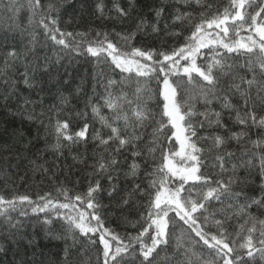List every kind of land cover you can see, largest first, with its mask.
Returning a JSON list of instances; mask_svg holds the SVG:
<instances>
[{
    "label": "snow or ice",
    "instance_id": "snow-or-ice-1",
    "mask_svg": "<svg viewBox=\"0 0 264 264\" xmlns=\"http://www.w3.org/2000/svg\"><path fill=\"white\" fill-rule=\"evenodd\" d=\"M134 3L135 0H129V7L126 9L121 6L119 0H114L111 11L115 12L117 18L126 19ZM192 3L201 6V0H176L177 5L184 7H189ZM5 7L11 14L19 11L16 5ZM27 8L30 13L29 26L33 30L26 33L27 43L20 49L13 45L3 53L0 78L3 79L6 89H14L6 72L18 63L23 64L25 68L23 83L30 89L39 87V92L36 100L23 98V103L17 104V110L21 113L27 112L28 119H38L43 115L42 112L36 113V108L43 105V97L39 94L45 92L46 88L43 82L37 80L34 68L43 67L44 74L48 75L50 80L55 79L51 75L50 68L53 63H59L60 57L52 61L48 56L41 58L37 55L38 41L35 26L41 27L45 35L56 45L78 54L82 43L77 41L76 37L83 38L85 34L74 35L71 32H62L58 26L60 12L53 4L43 6L41 0H27ZM96 8L101 15L104 14L102 4L98 3ZM251 8L256 9L254 13L248 11ZM154 11L157 22L152 24L151 28L153 32H158V23L165 9L161 7ZM199 15L201 19L199 23L194 24V30L186 38V42L179 48L172 49L171 52L134 47L132 42L135 39V33H116L127 50H122L117 43H113L107 32H97L96 36L102 38L87 43L86 52L95 58L97 66L106 64L110 60L111 64L122 73L131 74L135 71L137 77L151 78L152 74L157 72L163 74V86L160 91L163 97V108L159 119L143 99L145 91L139 81L132 97L129 98L126 92L114 91L118 86L117 82L111 78H105L103 71L95 72L93 75V79L104 88V95L101 98L103 106L111 112V116L105 118L100 115V107L92 105V112L100 117L103 126L110 130L106 138L99 133L93 136L94 140L99 141V146L103 147L104 152L108 153L107 157L102 155L96 161V172L106 174L110 183L118 180V176L112 175L118 171L117 165L120 161L117 157L130 152L133 159L128 165L125 177H131L134 181L138 180L141 166L137 163V158L144 160L145 163L149 162L145 158V150L139 146V143L143 139L144 130L153 123L156 127L151 133L149 145H146L147 157L155 161L156 152L161 153L160 162L156 163L151 171L145 170V178H149L146 189L141 187V183H134L131 191L122 196L118 184L113 183L109 191L110 197L113 193L119 197L117 207L127 205L138 193H147L151 197L144 217L146 226H142L136 236L129 235L127 243L106 228L98 214L101 207L98 201L101 190L99 180L90 184L83 197L80 195L75 197V200L86 203L87 208L92 211L90 213L78 211L75 216L67 215L65 217L67 233L74 234L78 230L86 237L90 233H99V243L103 245V264H173L174 261L175 264H218L217 257L223 260V264H234L230 254L235 249L229 246L224 228L225 223L232 217L244 218V224L239 225L240 229H243L246 224H251L246 229V241L240 247L248 249L249 257L253 256L255 250L259 251L261 258L264 259V239L259 240L262 247L255 249L252 236V233L257 232V225H259L261 229L259 234L264 237V219L251 214L253 207L264 210V115L259 114L264 112V0H230L229 7L225 8L221 14H214L209 19L203 18L204 12ZM193 19L191 12L181 11L179 7L174 9L172 15L174 22L191 23ZM146 25L147 21L141 18L136 25V31H142ZM245 25H248L247 30L259 37L258 40L254 39L253 35L247 38L240 37V31ZM213 28L220 30L214 36L208 31ZM230 28L235 37H240L239 39L229 37ZM20 31L22 35L25 34L24 29ZM66 37H72V42H67ZM205 48L212 53L211 59L204 65H198L196 58ZM219 48L227 50L228 53H241L245 56L244 64L228 63V59L218 51ZM142 60L152 63H142ZM181 60L187 63L181 65ZM181 72L188 78L187 81H183L182 77L176 83L170 80L171 76H180ZM69 76L70 74H66L64 78L56 79V90L60 93L59 98L62 102H66V98L60 90L68 85ZM197 77L199 79H196ZM129 79H132L131 75ZM178 89L183 92L180 98H178ZM8 95H15V92L6 93L5 99ZM233 96L238 97V104L232 102ZM196 100L203 103V111L196 109ZM214 102L219 105V111L213 107ZM225 111L229 113V118H232V113H235V123L241 126V131L235 132L228 128L224 123ZM165 118H167L166 122ZM169 125L171 128L168 130L171 135L167 137L169 145L165 147L158 141L160 136L165 135V129ZM68 127L67 121H57L55 125L57 147L62 140L72 143L87 141L88 124L76 132L75 136L66 134ZM253 128L261 130V134L255 140L248 133V129ZM199 129L211 131L205 136H198ZM217 129L220 131H216ZM13 139H16L15 133H13ZM201 140L209 145L207 149L198 146V141ZM232 141H235L242 149L239 157L235 152L227 150L228 144ZM112 145L115 147L113 148ZM8 147V144L0 145V150H7ZM206 153L213 159L212 167L219 169L215 177L207 176L201 171ZM241 168L246 171L244 177L239 175ZM253 170H258L261 181L259 197L250 196L246 191L248 185L253 182L251 179ZM225 176L226 179L222 178ZM176 181H178L176 186L171 187L170 184ZM185 185L189 187L186 189ZM64 194L67 197V193ZM39 199L45 200V197H39ZM25 201L32 203L27 195L9 200L0 195V217H3L0 229L5 233L3 238L17 245L13 251L11 264H51L50 261L42 258L43 253H40L38 258L35 251L28 255L26 249L20 247L22 241H26L28 245L35 243L34 238H28L23 234L22 225L19 221L13 222L11 216L17 202L22 204ZM213 201L220 207L209 211ZM50 204L52 201L46 200L39 210L44 211ZM59 207L68 209L74 206L71 203H63ZM36 210L33 208V211ZM169 213H174V216L170 217ZM217 214L221 219L215 218ZM177 220L187 226V231L199 238L196 244L202 242L208 256L203 255L204 250L199 253L195 251L192 243L185 239L183 234L175 237L176 250L172 256H169L173 241V232L170 231L169 226L170 222H173L174 227V222ZM92 221H95V224ZM210 222L216 225L217 232L206 231ZM44 223L48 224L51 221L45 220ZM146 235L150 243L145 242ZM106 237L116 241L115 245ZM89 243L95 244L96 241L89 237ZM71 247L68 246L64 250L63 264H73V260L70 259ZM7 251L8 249L0 245V254L6 255ZM176 257L182 258L176 259Z\"/></svg>",
    "mask_w": 264,
    "mask_h": 264
},
{
    "label": "trees",
    "instance_id": "trees-1",
    "mask_svg": "<svg viewBox=\"0 0 264 264\" xmlns=\"http://www.w3.org/2000/svg\"><path fill=\"white\" fill-rule=\"evenodd\" d=\"M104 6V14L101 15L97 11L96 5ZM114 0H41V5H55L60 12L58 18V26L62 32H71L85 34L83 38L76 37L77 41H81L82 47L78 53L69 49H64L63 46L56 45L51 41L45 33L41 34V27L35 26V35L38 41L36 53L41 58L48 56L52 61L60 57L59 63H53L50 71L52 77L44 74L43 67L34 68L37 80L43 82L46 91L39 95L43 97V105L36 108V113H43L38 119H28L27 112L21 113L17 110V104L23 103V98L36 100L39 87L35 89L28 88L23 83V74L25 68L22 63L16 64L14 67L7 70L6 75L12 81L14 89H6L3 85V79L0 78V145L8 144L7 150H0V195L6 200L27 195L32 201L31 204L25 201L22 204L17 202L14 211L11 212L13 222L19 221L22 225V232L28 238H34V245H28L26 241H22L20 247L26 249L27 254L31 255L33 251L38 254L43 253L44 259L51 264H63L65 257V248L71 247V257L73 264H103L102 250L103 245L99 243V233L89 234L88 237L83 236L77 230L74 234L67 233V215L75 216L78 211L91 212L87 208L86 203L75 200L77 195L84 196L90 184H94L97 180L100 181L101 190L98 194V201L101 207L98 214L101 216L104 226L118 235L125 243L128 242L129 235L136 236L141 231L142 226H146L144 217L147 214L150 195L147 193H138L130 199L127 205L117 207L119 197L113 193L109 196V191L112 184H118L120 195H127L128 191L134 183H141L142 188H147L148 179L145 178V170L151 171L156 163L160 162L161 153L156 152L155 161L147 157L146 145L151 141V133L156 124L153 123L144 130V136L140 141L139 146L145 150V158L149 160L145 163L144 160L137 158V163L140 164L139 179L133 180L131 177H125L128 170V165L132 163L130 152L124 153L117 157L120 163L117 165L118 171L112 173L114 177L118 176V180L112 183L107 179L106 174L96 172V161L103 155L108 156L104 152L103 147L99 146V141L94 140L93 136L99 133L102 137H107L110 130L103 126L100 117L92 112V105L100 107V115L109 118L111 112L107 107L103 106L104 88L102 84L97 83L93 79L95 72L103 71L105 78H111L117 82V87L114 91H123L128 93L129 98L135 91L137 81L144 89L145 100L148 108L156 114L157 119L163 108V97L160 95L162 90L163 74L153 73L151 78L137 77L135 71L133 73H122L120 69L111 64L110 60L99 66L96 64L95 58L91 57L86 52L87 43L100 39L97 37V32H107L109 39L113 43H117L122 50H127L122 41H119L116 33L127 34L135 33V39L132 42L134 47H140L144 50H156L171 52L174 48H179L186 42V38L191 35L194 30V24L199 23L201 12L205 13L204 19L211 18L214 14L223 13L225 8L230 5V0H201V6L192 3L189 7L177 5L176 0H135L134 7L126 19L116 17L113 8ZM122 7H129V0H119ZM6 5H16L19 11L16 14H11L6 10ZM20 5H23L20 7ZM211 5V8L207 6ZM163 7L164 15L158 23V32H153L151 25L157 22L155 17V9ZM179 7L181 11L191 12L194 19L191 23L185 21L184 24L174 22L172 15L174 9ZM255 8L248 9L253 12ZM29 10L27 8V0H0V70L3 65V53L13 45L20 49L27 43V32H31L33 28L29 26ZM143 18L147 21V25L142 31H136L138 21ZM39 19V17H37ZM231 23V22H230ZM18 25V27H16ZM20 29L25 30V34H21ZM248 25L240 31V37L247 38L253 35L254 39H259L253 32L247 30ZM210 33L215 35L219 29H208ZM222 35V33H221ZM229 37H235L234 32L230 28ZM240 37H235L239 39ZM59 38V35H58ZM67 42H72V37L65 38ZM119 41V42H118ZM221 55L228 59V63H236L243 65L245 56L241 53H228L227 50L219 48ZM212 53L209 49L201 50V55L196 58L198 65H204L211 59ZM142 63L151 64V61H141ZM187 62L181 60V65ZM66 74L69 83L60 91L66 98V102H62L60 93L56 90V79H62ZM131 75L132 79H129ZM195 76V74H193ZM187 81V77L180 73V76H171L170 80L174 83L181 80ZM82 78L84 83L82 84ZM196 79H199L198 77ZM79 89V90H78ZM14 91L15 95H8L5 99V94ZM191 91V89H189ZM183 95L181 89H178V98ZM232 102L238 104V97L233 96ZM195 107L199 111H203V103L199 100L195 101ZM213 107L219 111L220 107L215 102ZM264 115V112L259 113ZM224 123L231 131H241V126L235 123V113H232V118H229V113L225 111ZM165 118V122H166ZM199 119V118H198ZM57 121H67L69 127L66 131L67 135L75 136V133L82 130L85 124H88L87 141L72 143L62 140L57 147V137L55 133V125ZM169 125L165 129V135L159 137V143L167 147L169 141L167 137L171 135L168 130ZM209 129H199L198 136H205L209 133ZM220 131V130H216ZM13 133L16 139H13ZM248 133L253 140L257 139L261 134L260 129H248ZM22 134V138H21ZM226 134V133H222ZM196 139L195 137L193 138ZM174 140V138H173ZM198 146H203L205 149L209 145L204 141H198ZM114 148L115 145H112ZM249 147H251L249 145ZM228 151L235 152L237 157L242 154L240 145L232 141L227 146ZM213 159L207 153L204 156V167L201 171L207 176H216L219 169L212 167ZM258 163V162H257ZM230 167V165H229ZM239 175H246L245 169L239 170ZM226 179L227 177H222ZM246 189L250 196L259 197L260 178L258 170H253V176ZM178 181L170 184L175 187ZM189 185H185L187 189ZM67 193V197L64 193ZM46 194H48L46 196ZM39 197H45V200H40ZM46 200H51L50 204L44 211H40V207L44 205ZM63 203H71L74 207L68 209L60 208ZM55 205V207L53 206ZM220 205L213 201L209 207V211L218 209ZM36 208V211H33ZM251 214L264 219V210H258L253 207ZM169 216H174V213H169ZM90 218V217H89ZM216 219H221L217 214ZM49 220L51 223L45 224L44 221ZM3 217H0V222ZM95 224V221H92ZM244 224V218H230L225 223L229 246L235 251L230 254L234 264H264V259L261 258V253L254 250L252 257L247 255V248H241L240 245L245 243L247 237L246 229L251 224L244 225L240 229L239 225ZM170 231L173 232V241L169 249V256L175 253V237L183 234L184 238L189 240L194 250L198 253L205 249L202 242L196 244L199 239L194 233L187 231V226L183 225L178 220L170 222ZM257 232L252 233L254 248L262 247L259 244L261 237L260 226L257 225ZM213 233L217 232V227L210 222L206 231ZM151 231V230H150ZM5 233L0 229V245L8 249L7 254H0V264H11L13 259V251L17 248L15 243L4 239ZM89 237L95 240V244L89 243ZM115 245L116 241H111V237H106ZM146 243H150L147 235L144 237ZM135 247H138L134 244ZM163 255V253L161 254ZM204 256H208L207 250L203 251ZM239 257V259H236ZM19 257H17L18 259ZM182 257H176L181 259ZM218 264H223V260L217 257ZM175 264V261L173 262Z\"/></svg>",
    "mask_w": 264,
    "mask_h": 264
},
{
    "label": "bare ground",
    "instance_id": "bare-ground-1",
    "mask_svg": "<svg viewBox=\"0 0 264 264\" xmlns=\"http://www.w3.org/2000/svg\"><path fill=\"white\" fill-rule=\"evenodd\" d=\"M39 31L41 32V34L44 33V30L42 28H40Z\"/></svg>",
    "mask_w": 264,
    "mask_h": 264
},
{
    "label": "rangeland",
    "instance_id": "rangeland-1",
    "mask_svg": "<svg viewBox=\"0 0 264 264\" xmlns=\"http://www.w3.org/2000/svg\"><path fill=\"white\" fill-rule=\"evenodd\" d=\"M177 147H178V145H177Z\"/></svg>",
    "mask_w": 264,
    "mask_h": 264
}]
</instances>
